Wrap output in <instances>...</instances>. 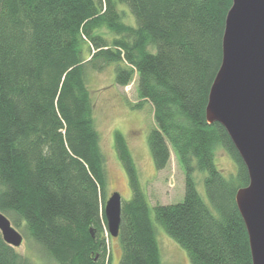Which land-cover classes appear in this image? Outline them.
<instances>
[{"label": "trees", "instance_id": "16d2710c", "mask_svg": "<svg viewBox=\"0 0 264 264\" xmlns=\"http://www.w3.org/2000/svg\"><path fill=\"white\" fill-rule=\"evenodd\" d=\"M232 3L0 0V211L53 264H112L108 178L87 81L88 71L112 64L116 83L127 87L137 75L140 99L153 106L148 144L157 170L173 151L185 173L181 203L151 206L127 140L115 133L132 193L122 203L119 264H162L152 210L192 264H253L236 202L248 169L224 126L206 119ZM118 4L137 27L123 23ZM218 146L236 163L234 175L218 169ZM197 171L206 174L207 200ZM0 264L32 263L0 232Z\"/></svg>", "mask_w": 264, "mask_h": 264}, {"label": "water", "instance_id": "95a60500", "mask_svg": "<svg viewBox=\"0 0 264 264\" xmlns=\"http://www.w3.org/2000/svg\"><path fill=\"white\" fill-rule=\"evenodd\" d=\"M223 35V59L212 84L206 119L227 130L249 173L236 202L245 222L253 264H264V0H232ZM122 196L105 203L108 234L118 238ZM4 241L18 248L24 236L0 211ZM93 233V231H92Z\"/></svg>", "mask_w": 264, "mask_h": 264}, {"label": "rangeland", "instance_id": "374dc122", "mask_svg": "<svg viewBox=\"0 0 264 264\" xmlns=\"http://www.w3.org/2000/svg\"><path fill=\"white\" fill-rule=\"evenodd\" d=\"M117 9L122 14L124 24L137 27L136 18L127 5L118 4ZM101 33L109 39L115 38L107 28L101 30ZM149 51L155 53L156 48L150 47ZM115 66L112 64L102 72L87 73L88 86L95 104L96 127L105 158L108 178L107 199L114 192H119L123 201H128L132 197L128 177L115 149V133L118 131L127 140L139 172L141 185L147 193L151 206L181 203L185 197L184 170L173 151L170 164L164 170H157L148 144L149 135L156 127L153 106L150 102L140 99L137 75L127 87L116 83ZM140 102L142 103L140 108H133ZM215 163L225 176L229 177L236 173V163L219 146L215 150ZM205 176V173L199 171L195 174L198 190L207 200L203 183ZM152 218L156 227L162 264H192L187 251L169 237L155 220L153 210ZM106 236L108 237V233L105 234ZM107 244L112 255V264H119L122 255L120 240L111 237L107 239ZM16 251L21 256L29 258L32 264L54 263L33 241L25 237Z\"/></svg>", "mask_w": 264, "mask_h": 264}]
</instances>
